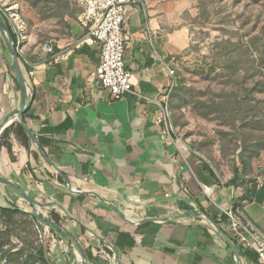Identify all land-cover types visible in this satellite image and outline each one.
<instances>
[{"label":"crops","instance_id":"obj_1","mask_svg":"<svg viewBox=\"0 0 264 264\" xmlns=\"http://www.w3.org/2000/svg\"><path fill=\"white\" fill-rule=\"evenodd\" d=\"M129 1L124 58L137 95L115 99L104 87L101 45L70 18L62 37L31 42L20 53L37 156L13 139L12 156L1 152L0 174L39 203L38 214L56 211L86 264H260L220 212L242 198L241 188L215 168L213 176L209 159L172 136L165 118L197 3ZM0 54V127L10 119L8 127L21 122L11 117L20 91L1 38ZM28 166L36 179L24 173ZM253 167L243 210L264 233V166Z\"/></svg>","mask_w":264,"mask_h":264},{"label":"rangeland","instance_id":"obj_2","mask_svg":"<svg viewBox=\"0 0 264 264\" xmlns=\"http://www.w3.org/2000/svg\"><path fill=\"white\" fill-rule=\"evenodd\" d=\"M0 1L18 6L26 23V45H45L52 38L62 37L67 21L78 19L84 9V0ZM194 1L199 16L192 21L193 39L180 69L182 81L169 101L167 126L182 144L208 158L223 180L231 181L244 140L251 141L247 144L251 152L262 149L253 163L264 166V130L249 127L247 122L264 118V92L256 87L264 82V0ZM0 64L3 66L1 56ZM235 101L243 112H249H241L236 126H232L228 116ZM2 189L19 207L29 209L19 193ZM49 213L42 215L49 218ZM18 221L24 230L22 237L46 245L47 255L55 264H86L75 243L72 247L49 226L33 224L32 230L25 217ZM15 242L18 248L23 247L21 241Z\"/></svg>","mask_w":264,"mask_h":264},{"label":"built area","instance_id":"obj_3","mask_svg":"<svg viewBox=\"0 0 264 264\" xmlns=\"http://www.w3.org/2000/svg\"><path fill=\"white\" fill-rule=\"evenodd\" d=\"M129 0H84V9L78 16L79 24L101 45V64L97 75L104 87L115 99H121L134 90L135 75L125 64L126 42L123 30ZM0 12L8 21L22 53L27 43L26 23L20 16L17 5L8 6L0 1ZM52 53L53 49L46 45ZM168 110L165 109L167 121ZM220 212L227 220L232 237L247 249L255 252L258 262L264 264V233L250 220L242 208L221 207Z\"/></svg>","mask_w":264,"mask_h":264},{"label":"trees","instance_id":"obj_4","mask_svg":"<svg viewBox=\"0 0 264 264\" xmlns=\"http://www.w3.org/2000/svg\"><path fill=\"white\" fill-rule=\"evenodd\" d=\"M258 2L259 0H253ZM1 13V12H0ZM3 16V14L1 13ZM70 17H74V15H69ZM4 17V16H3ZM5 22L8 24L9 29L11 31L15 46L18 47V41L15 33L13 32L11 26L9 25L8 21L4 17ZM2 43L6 49V51L11 55L7 43L2 38ZM19 59H21V54L19 55ZM12 63L10 64L9 70L13 75V78L16 82L17 88L19 90V83L18 78L15 72V69L13 67V59L11 56ZM182 81V79H181ZM177 87V86H176ZM176 87L172 89L170 98L174 94ZM260 92H264V82L257 84L256 86ZM27 111L23 114L21 122L18 120H15L11 125L5 128V130L0 134V155L2 150L5 148L9 151V153L12 156L13 153V144L11 140L15 139L18 143H20L23 147L26 148V150L29 153H32L33 156H37V153L32 151L33 146V139L28 135L27 133V126H26V119L28 117H31V104L27 105ZM231 109L229 110V120L230 124L232 126H236L237 120H239V116H241L242 111V105L235 101L230 105ZM248 112L245 113L248 115ZM248 118V117H247ZM246 118V119H247ZM249 122L250 126L252 128H256L257 130H264V118L262 120H259L257 122L255 121H247ZM261 128V129H260ZM251 141L244 140L243 145L241 147L242 152L239 155V164L234 168V174L233 178L229 182V186L237 188H241V192L243 193V196L241 199H237L234 203V207L236 208H242L244 207L243 202L245 200H248V186L253 182L252 175L254 173V167H253V160L255 158H258L260 156V152L262 149H258L257 151L251 152L248 149V143ZM261 144V141L259 142ZM210 163V162H209ZM211 174L213 176L215 175L214 167L210 163L207 167ZM32 173L33 171L30 169V166H28L24 173ZM32 176L34 179H36V175L32 173ZM61 181L63 179L60 177ZM0 187H6L14 192L18 193L14 188L0 184ZM29 209H23L19 207L15 202L9 199L7 195H0V263L6 262V264H55L51 261V259L47 255V248L46 245L43 243H37V242H28L27 238L22 237V232L24 230H20V227L18 226V219L25 217L28 223L32 225H36L38 228H44V226H49L52 230H55L50 225H46L43 223H40L35 218V210L34 206L29 202L26 201ZM50 216L48 219H51L58 225H60L63 230L67 233H69L62 220L60 219L59 215L56 213V211H50ZM40 217L44 218L42 214H39ZM59 235V234H58ZM17 240L18 242L21 241L23 243V247L18 248V243L15 242ZM67 240L70 242L71 246H74V243L71 239L67 238ZM25 244V246H24Z\"/></svg>","mask_w":264,"mask_h":264},{"label":"water","instance_id":"obj_5","mask_svg":"<svg viewBox=\"0 0 264 264\" xmlns=\"http://www.w3.org/2000/svg\"><path fill=\"white\" fill-rule=\"evenodd\" d=\"M0 34L2 35V37L5 39L8 49L11 53L12 59H13V67L15 69L17 78H18V83H19V91H20V107L19 109H17L13 115L11 117H16L17 119L21 120L23 114L27 111V105H28V95H29V90H28V83H27V79L25 77V74L23 73V70L21 68V64H20V59H19V55H20V51L19 48L15 46L11 31L9 29L8 24L5 22L4 17L1 15L0 13ZM10 119H7V121L4 123V125H2L0 127V134L5 130V128L7 127L6 124L7 122H9ZM28 135L33 139V141L35 143L38 144L35 135H33L30 131L27 130ZM0 184L9 186L14 188L19 195L29 201L34 207H36L39 203L33 199L32 197H30L26 192L23 191V189L21 188V186H19L18 184L8 180L7 178H5L4 176H2L0 174ZM35 218L43 224L46 225H50L51 227H53L55 229V231L63 237L69 238L71 240H73V242L75 243V245L77 246V248L79 249L83 260L85 262H87V256L85 254V251L83 250V248L81 247V245L79 244V242L73 238V236L70 233H67L63 230V228L58 225L57 223H55L54 221H52L51 219L48 218H42L39 216V214L37 212H35Z\"/></svg>","mask_w":264,"mask_h":264}]
</instances>
